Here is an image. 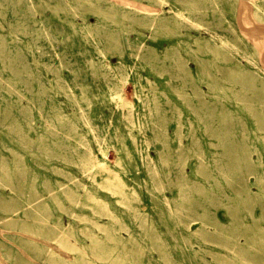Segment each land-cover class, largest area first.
Wrapping results in <instances>:
<instances>
[{
  "label": "rangeland",
  "instance_id": "1",
  "mask_svg": "<svg viewBox=\"0 0 264 264\" xmlns=\"http://www.w3.org/2000/svg\"><path fill=\"white\" fill-rule=\"evenodd\" d=\"M258 207L264 0H0V264H264Z\"/></svg>",
  "mask_w": 264,
  "mask_h": 264
},
{
  "label": "bare ground",
  "instance_id": "2",
  "mask_svg": "<svg viewBox=\"0 0 264 264\" xmlns=\"http://www.w3.org/2000/svg\"><path fill=\"white\" fill-rule=\"evenodd\" d=\"M175 16H181V17H183V18H186L184 15H183V13L181 12V11H178L176 14H175ZM162 19V18H161ZM198 42H200V41H198ZM178 58V59H177ZM177 58H176V61H175V63L176 62H178L179 63V69H181V70H184V66H185V64H183V59L180 57V56H177ZM178 60V61H177ZM178 65V64H177ZM117 94V96H118V98L121 100V103H123L124 105H127V106H130L131 104H132V102L128 99V100H124L123 99V97H122V95H120V92H117L116 93ZM79 157H81L80 159H81V161H82V166H84V167H87V168H93L94 167V165H97L98 167H100V168H102V170L104 171V172H106V174H105V177H104V182L106 183V185H107V187H110V188H113L114 190H116L118 193H123V190H124V187H125V184H124V182L122 181V179H121V177H120V175L116 172V171H114V170H111V169H109V168H107V167H105L104 166V164L101 162V161H99V160H97L95 163H94V157L92 156V154L89 152V150L87 151L86 149H85V151H84V154H82L81 156L80 155H78ZM112 186H114V187H112ZM117 187V188H116ZM114 190H112L113 192H114ZM135 193V191H133V194ZM60 233H62L61 231H60ZM61 235V234H60ZM65 235V233H63L62 234V236L61 237H63ZM96 238L94 237V242L96 241L97 242V240H95ZM93 240V239H92ZM51 251V253H53L54 254V252L52 251V250H50ZM59 259H53V260H50V263L51 264H61V263H66L67 262V260L65 259V258H60V261H58ZM81 263L82 264H92V262L88 259V260H86V259H84V260H82L81 261Z\"/></svg>",
  "mask_w": 264,
  "mask_h": 264
},
{
  "label": "crops",
  "instance_id": "3",
  "mask_svg": "<svg viewBox=\"0 0 264 264\" xmlns=\"http://www.w3.org/2000/svg\"><path fill=\"white\" fill-rule=\"evenodd\" d=\"M106 202H108L109 205L111 204L109 201H106ZM114 202H115V199H114ZM258 208L259 209L256 210V216H260L261 215V211L264 210V209H262L260 207H258ZM141 210H143V211L149 210L148 211L149 213H147V215H145L144 217L146 218L148 216L149 220H151V219L153 220V222L155 224V227H156V229H154V231L156 232V234L159 235L160 241L162 239L161 242H163V240L165 239L167 245L173 246L172 245L173 242H172L171 239H170L169 242L166 240V238H168V236H166L167 235V231H166L167 229L164 226L163 222L167 221V219H163L162 218L163 216H166V217L168 216V212H169L168 209L160 208V209L151 211V209L141 208ZM114 212L118 213L119 209H117L116 211L114 210ZM148 214H150L152 216V218Z\"/></svg>",
  "mask_w": 264,
  "mask_h": 264
}]
</instances>
